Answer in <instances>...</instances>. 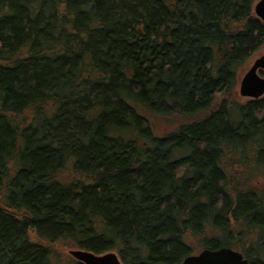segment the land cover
<instances>
[{"label":"trees","instance_id":"16d2710c","mask_svg":"<svg viewBox=\"0 0 264 264\" xmlns=\"http://www.w3.org/2000/svg\"><path fill=\"white\" fill-rule=\"evenodd\" d=\"M257 1L0 0V264H181L191 239L264 264V195L227 170L264 166V96L222 98Z\"/></svg>","mask_w":264,"mask_h":264},{"label":"water","instance_id":"95a60500","mask_svg":"<svg viewBox=\"0 0 264 264\" xmlns=\"http://www.w3.org/2000/svg\"><path fill=\"white\" fill-rule=\"evenodd\" d=\"M255 16L264 26V0H258L253 8ZM264 72V53L257 58L240 82L239 92L242 97L257 100L264 96V77L258 75ZM69 255L82 264H122L116 253L101 255L83 250H73ZM181 264H250L243 255L230 248L216 250L204 249L197 255L186 257Z\"/></svg>","mask_w":264,"mask_h":264},{"label":"rangeland","instance_id":"374dc122","mask_svg":"<svg viewBox=\"0 0 264 264\" xmlns=\"http://www.w3.org/2000/svg\"><path fill=\"white\" fill-rule=\"evenodd\" d=\"M263 53H264V48L260 52L253 54L243 64V66L239 68V70L237 71V75H236V82H237L236 86L234 87V89L231 93H225L222 98L233 99V100L238 101L240 103H244L245 101L250 100L249 98H245V97H242L240 95V92H239L240 82L242 81L243 77L248 72L250 67L253 65L254 61L257 58H259ZM258 75L261 78H263L264 72L259 71ZM178 122H179L178 118L164 119V118L155 116L154 119H151V125L153 126V130H154V133L156 136H163V135H166L168 132L175 130L179 126ZM245 144H247L249 146L250 142H246L243 145H245ZM237 147H240V145H237ZM262 153H264V151ZM237 162L238 161L235 158V161L227 166V168H228L227 170H229L228 173L230 175L233 174L235 176V178L238 180L247 179V182H245V183L240 182V184H238L243 189L255 188L258 191V192H256L258 196L264 195V166L257 164L252 168V171L246 172L243 170L244 166L240 165ZM29 236L32 240H35V236L32 232L29 233ZM200 244H201V242H200ZM190 245L192 246V248L194 250V252L192 253L193 255L197 254L201 249V248L198 249V247H197L198 243L192 239L190 241ZM73 250H78V249L66 247L65 250L63 251V254H62L64 258L61 257L62 261H66L69 258L73 261L74 259L69 255V252L73 251ZM74 261L77 262L76 260H74ZM175 264H177V263H175Z\"/></svg>","mask_w":264,"mask_h":264},{"label":"flooded vegetation","instance_id":"af4514ba","mask_svg":"<svg viewBox=\"0 0 264 264\" xmlns=\"http://www.w3.org/2000/svg\"><path fill=\"white\" fill-rule=\"evenodd\" d=\"M260 72H263V71H260Z\"/></svg>","mask_w":264,"mask_h":264}]
</instances>
